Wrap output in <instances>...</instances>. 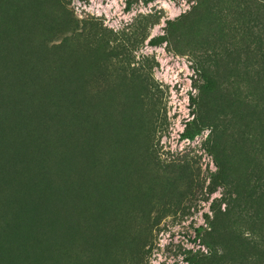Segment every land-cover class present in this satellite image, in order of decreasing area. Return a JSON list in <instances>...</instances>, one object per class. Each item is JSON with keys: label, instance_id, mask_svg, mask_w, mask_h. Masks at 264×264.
<instances>
[{"label": "rangeland", "instance_id": "1", "mask_svg": "<svg viewBox=\"0 0 264 264\" xmlns=\"http://www.w3.org/2000/svg\"><path fill=\"white\" fill-rule=\"evenodd\" d=\"M0 171V264H264V0H0Z\"/></svg>", "mask_w": 264, "mask_h": 264}, {"label": "trees", "instance_id": "2", "mask_svg": "<svg viewBox=\"0 0 264 264\" xmlns=\"http://www.w3.org/2000/svg\"><path fill=\"white\" fill-rule=\"evenodd\" d=\"M210 255H211V252L209 253V255L202 253V255L199 257L197 256L189 257L188 258L189 264H200V262H202L203 260L208 259Z\"/></svg>", "mask_w": 264, "mask_h": 264}, {"label": "bare ground", "instance_id": "3", "mask_svg": "<svg viewBox=\"0 0 264 264\" xmlns=\"http://www.w3.org/2000/svg\"><path fill=\"white\" fill-rule=\"evenodd\" d=\"M91 137H92V136H91ZM94 140H96V139H94ZM96 143H97V142H96ZM93 144H94V143H93ZM91 146H92V145H91ZM78 148H79V147H78ZM82 148H84V147H82ZM85 148H86V147H85ZM87 148H89V147H87ZM87 148H86V149H87ZM86 149H85V151H86ZM81 157H82V156H81ZM0 172H1V171H0ZM25 191H26V190H25Z\"/></svg>", "mask_w": 264, "mask_h": 264}]
</instances>
